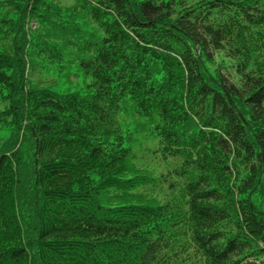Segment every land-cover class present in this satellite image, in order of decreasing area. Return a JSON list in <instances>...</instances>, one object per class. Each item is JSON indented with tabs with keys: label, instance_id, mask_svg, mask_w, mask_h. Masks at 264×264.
<instances>
[{
	"label": "trees",
	"instance_id": "16d2710c",
	"mask_svg": "<svg viewBox=\"0 0 264 264\" xmlns=\"http://www.w3.org/2000/svg\"><path fill=\"white\" fill-rule=\"evenodd\" d=\"M0 103V264H264V0H0Z\"/></svg>",
	"mask_w": 264,
	"mask_h": 264
},
{
	"label": "rangeland",
	"instance_id": "374dc122",
	"mask_svg": "<svg viewBox=\"0 0 264 264\" xmlns=\"http://www.w3.org/2000/svg\"><path fill=\"white\" fill-rule=\"evenodd\" d=\"M30 78L35 83L40 84L39 86L50 87L58 91L83 90L87 87V84L91 83V78H86L81 73H78L77 76H73L70 81H67L64 80L65 78L57 75L53 70H50V72H42L40 69L33 70L30 72ZM3 107L4 105L0 103V109ZM124 122L127 130L137 132L136 137L138 140L134 146L136 156L134 157V164L136 167L151 173L154 177L164 176V181L157 183L154 189L146 188V190L136 191L134 193L142 194V200L156 198L161 202L166 201L174 192V189H170L169 183L172 181H181V179H178L176 170L181 167L182 159L167 155L164 152L152 126L148 125L146 128H143L137 125L130 114L124 117ZM8 134V130L0 129V142L7 138ZM175 193L179 195V188L175 190ZM141 202L143 204L146 203V201ZM134 203L138 202L134 201Z\"/></svg>",
	"mask_w": 264,
	"mask_h": 264
}]
</instances>
